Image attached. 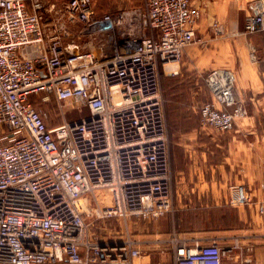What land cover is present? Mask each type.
Returning <instances> with one entry per match:
<instances>
[{
    "label": "built area",
    "instance_id": "2783aa9c",
    "mask_svg": "<svg viewBox=\"0 0 264 264\" xmlns=\"http://www.w3.org/2000/svg\"><path fill=\"white\" fill-rule=\"evenodd\" d=\"M201 19L193 0L102 12L94 0H0V264H264L247 234L130 230L175 211L161 69L202 42ZM263 30L264 12L251 11L244 33ZM203 78L221 104L201 103L203 126L232 130L247 116L234 74ZM49 103L61 122L48 123ZM82 105L90 115L66 120ZM228 203L255 204L264 228V181L259 199L237 184Z\"/></svg>",
    "mask_w": 264,
    "mask_h": 264
},
{
    "label": "crops",
    "instance_id": "0c3cea01",
    "mask_svg": "<svg viewBox=\"0 0 264 264\" xmlns=\"http://www.w3.org/2000/svg\"><path fill=\"white\" fill-rule=\"evenodd\" d=\"M193 2L202 9L198 31L202 42L185 49L184 64L194 66L195 71L190 70L192 75L213 68L232 72L235 76L234 106L245 109L247 116L236 117L235 132L228 140L210 137L212 130H216L209 128L212 130L205 131L201 127L199 115L194 118L184 117L188 125L177 131L176 145L170 151L175 211L165 220L147 227L146 233L165 235L179 227L191 230L183 234L192 237L207 235L222 242L224 238L236 233L234 228L221 225L226 224L224 220H232L234 217V207L228 203L230 187L245 184L255 199H259L263 192L264 30L252 34H245L244 31L247 15L251 11L264 12V0ZM214 22H218L220 30L225 31V39L211 36V25ZM253 48L263 50L256 60L251 57ZM204 86L207 88L203 94L204 101L215 102L221 107L205 82ZM249 206H253L258 214L255 204ZM244 207L238 210L241 221L249 218ZM205 219L217 222L215 230L210 234H203L202 222ZM259 248L258 256L262 253H258ZM259 258L264 260V257Z\"/></svg>",
    "mask_w": 264,
    "mask_h": 264
},
{
    "label": "rangeland",
    "instance_id": "374dc122",
    "mask_svg": "<svg viewBox=\"0 0 264 264\" xmlns=\"http://www.w3.org/2000/svg\"><path fill=\"white\" fill-rule=\"evenodd\" d=\"M142 0H94L96 4L97 10L100 12L102 11H116L122 8L131 7L135 5H140ZM199 31V30H198ZM198 34V33H197ZM199 35V34H198ZM211 36L216 38L220 37L222 39L226 38L225 31L220 30V26L218 22H214L211 25ZM184 54L180 61L173 64V67L166 69L162 67L161 69V84H162V91H163V100H164V108L166 112L167 117V123H168V129H169V135H170V151H172L173 147L176 145V137L178 135L177 131L183 130L188 123L185 121L184 117H196L199 115L200 122H201V115L200 113V105L204 101L203 94L204 92H207V88L204 86V73L209 70L205 69L201 72H197V74L190 73V70L195 69L192 66L185 65L184 64ZM41 107L47 108V111L54 116L51 120H48L49 124H56L58 122H61L63 118L56 117L55 116V105L53 103H49L48 105H41ZM90 115V109L86 105H82L79 107L68 109L65 113V118L68 121H75L78 119H81L83 117H86ZM264 121V120H263ZM201 127L208 132L209 127H204L201 122ZM236 126L227 132H219L220 134H217V130H212V133H210V137L215 136L217 139H229L231 137V134L235 132ZM210 139V138H209ZM210 146H208L209 148ZM212 149V148H211ZM247 210L248 213V220L247 221H241L238 218V210L242 208ZM234 207V206H233ZM234 217L232 220L226 219L224 220L226 224H221L224 227H231L233 231H235V234H247L248 237L253 239L257 247H260L258 249V253H261L259 257H264V236L261 234H264V228L261 223L260 216L256 213L255 208L249 205H240L234 207ZM87 217V215H86ZM167 216L160 218L158 220H146V219H138V220H131L130 222V230L138 235H147V227L154 226L157 224V222H161V220H165ZM204 225V233L203 234H210L213 232L216 227V223L214 221H211L209 219L203 220ZM123 224V223H122ZM100 222H97L94 229L96 231L101 232L100 226H102ZM108 227H117L118 230L120 229V224L116 221H110L107 222ZM256 227L258 231L253 230V228ZM255 229V228H254ZM117 231V230H116ZM177 231L179 233H187L185 228L180 229L178 227ZM104 232V231H102ZM232 236V235H231ZM255 236V237H252ZM204 237H207L205 235ZM230 238V237H229ZM229 238H226L228 240ZM225 240V241H226ZM166 262H170V259H166Z\"/></svg>",
    "mask_w": 264,
    "mask_h": 264
},
{
    "label": "bare ground",
    "instance_id": "6f19581e",
    "mask_svg": "<svg viewBox=\"0 0 264 264\" xmlns=\"http://www.w3.org/2000/svg\"><path fill=\"white\" fill-rule=\"evenodd\" d=\"M174 63H175V62L168 63V64H167V67H168V68L173 67V64H174Z\"/></svg>",
    "mask_w": 264,
    "mask_h": 264
},
{
    "label": "trees",
    "instance_id": "16d2710c",
    "mask_svg": "<svg viewBox=\"0 0 264 264\" xmlns=\"http://www.w3.org/2000/svg\"><path fill=\"white\" fill-rule=\"evenodd\" d=\"M42 105V104H41ZM116 230H118V228L117 227H114V231H116Z\"/></svg>",
    "mask_w": 264,
    "mask_h": 264
}]
</instances>
